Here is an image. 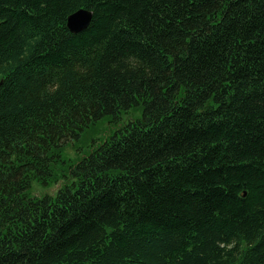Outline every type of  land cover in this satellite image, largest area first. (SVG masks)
I'll list each match as a JSON object with an SVG mask.
<instances>
[{"label": "trees", "instance_id": "16d2710c", "mask_svg": "<svg viewBox=\"0 0 264 264\" xmlns=\"http://www.w3.org/2000/svg\"><path fill=\"white\" fill-rule=\"evenodd\" d=\"M0 264H264V0H0Z\"/></svg>", "mask_w": 264, "mask_h": 264}, {"label": "rangeland", "instance_id": "374dc122", "mask_svg": "<svg viewBox=\"0 0 264 264\" xmlns=\"http://www.w3.org/2000/svg\"><path fill=\"white\" fill-rule=\"evenodd\" d=\"M95 133L94 131H86L82 136L87 135L85 139H83L81 142L76 144V148H78V152L80 154L79 157L85 156L87 154V146L91 144V141L93 139H99L101 138L103 132L107 130V124L106 122L102 121L99 122L95 127ZM65 157L66 158H74V153L72 147H68L65 149ZM59 188V183H54L49 186L42 187L38 183H32L31 185V196H42L43 194H50L54 195Z\"/></svg>", "mask_w": 264, "mask_h": 264}, {"label": "water", "instance_id": "95a60500", "mask_svg": "<svg viewBox=\"0 0 264 264\" xmlns=\"http://www.w3.org/2000/svg\"><path fill=\"white\" fill-rule=\"evenodd\" d=\"M91 20V13L79 10L67 18V28L71 33H79L87 28Z\"/></svg>", "mask_w": 264, "mask_h": 264}, {"label": "clouds", "instance_id": "9594fccd", "mask_svg": "<svg viewBox=\"0 0 264 264\" xmlns=\"http://www.w3.org/2000/svg\"><path fill=\"white\" fill-rule=\"evenodd\" d=\"M128 64H129V67L135 68L137 66V61H135L134 58H129Z\"/></svg>", "mask_w": 264, "mask_h": 264}]
</instances>
